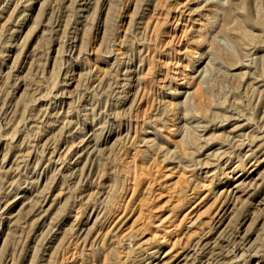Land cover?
Returning <instances> with one entry per match:
<instances>
[{
	"label": "rangeland",
	"instance_id": "1",
	"mask_svg": "<svg viewBox=\"0 0 264 264\" xmlns=\"http://www.w3.org/2000/svg\"><path fill=\"white\" fill-rule=\"evenodd\" d=\"M0 264H264V0H0Z\"/></svg>",
	"mask_w": 264,
	"mask_h": 264
}]
</instances>
